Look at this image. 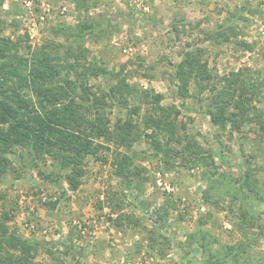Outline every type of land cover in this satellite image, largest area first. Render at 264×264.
<instances>
[{
  "label": "rangeland",
  "instance_id": "374dc122",
  "mask_svg": "<svg viewBox=\"0 0 264 264\" xmlns=\"http://www.w3.org/2000/svg\"><path fill=\"white\" fill-rule=\"evenodd\" d=\"M0 264H264V0H0Z\"/></svg>",
  "mask_w": 264,
  "mask_h": 264
},
{
  "label": "trees",
  "instance_id": "16d2710c",
  "mask_svg": "<svg viewBox=\"0 0 264 264\" xmlns=\"http://www.w3.org/2000/svg\"><path fill=\"white\" fill-rule=\"evenodd\" d=\"M37 119H40L39 117H37ZM53 120H55L54 118L52 119V121ZM55 124H59L58 123V121H56L55 122ZM45 125V124H44ZM36 126H37V123H36ZM46 126V128H47V130H49L50 132H52L53 131V129H51V127L47 124V125H45ZM39 128H40V130H41V136H43V137H45L44 135H49V133H46V131H45V129H44V126L43 127H41L40 125L38 126ZM30 138H33L32 140H35V141H37V139H38V137L37 136H29ZM42 138V137H41ZM41 138H39V139H41Z\"/></svg>",
  "mask_w": 264,
  "mask_h": 264
}]
</instances>
